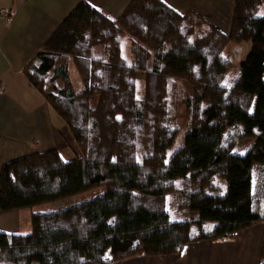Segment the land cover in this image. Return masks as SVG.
Segmentation results:
<instances>
[{
	"label": "trees",
	"instance_id": "obj_1",
	"mask_svg": "<svg viewBox=\"0 0 264 264\" xmlns=\"http://www.w3.org/2000/svg\"><path fill=\"white\" fill-rule=\"evenodd\" d=\"M263 6L234 0L225 33L163 0H131L118 17L79 1L22 70L78 153L52 147L2 164L0 213H33L30 229L0 231V264L180 254L263 222ZM243 41L252 47L225 84V47ZM180 105L184 142L168 156ZM185 209L199 217L171 220ZM261 246L257 264L264 236Z\"/></svg>",
	"mask_w": 264,
	"mask_h": 264
},
{
	"label": "crops",
	"instance_id": "obj_2",
	"mask_svg": "<svg viewBox=\"0 0 264 264\" xmlns=\"http://www.w3.org/2000/svg\"><path fill=\"white\" fill-rule=\"evenodd\" d=\"M81 0H0V168L10 159L57 147L69 159L77 154L67 124L28 81L25 64ZM118 17L131 0H85ZM179 12L232 17L234 0H163ZM71 155V156H69ZM33 209L0 213V231L30 229ZM264 221L231 239L188 244L180 254L135 255L114 264H257Z\"/></svg>",
	"mask_w": 264,
	"mask_h": 264
},
{
	"label": "rangeland",
	"instance_id": "obj_3",
	"mask_svg": "<svg viewBox=\"0 0 264 264\" xmlns=\"http://www.w3.org/2000/svg\"><path fill=\"white\" fill-rule=\"evenodd\" d=\"M190 10L194 11L192 9H188L186 11H190ZM196 13L201 15V13H199V12H196ZM259 14L264 15V6L260 9ZM205 18L207 20L211 21L212 23H214L216 26H218L223 32L228 33L231 17H205ZM126 45H127L126 49L129 48V42H127ZM251 47H252L251 42H247V41H243L240 43H231L230 42L229 44H227V46L225 47V54L233 60V66H232L230 72L228 73V75L225 79V84H231L232 81L234 80L235 76H237V74L239 73L240 67H241V62L244 60V58L248 54ZM74 77H77V74L75 72H74ZM178 82L180 83V85H181L180 88H182V90H184V91L189 90V86L185 80L180 79ZM178 116H179L178 121H179V125H180V131H179L178 137L176 139V142L174 143V145L172 146V148H170V150L168 152V156H171L175 152V150H177L184 142V134H185L186 126H185V118H184L185 117V109H184L183 105H180V110L178 112ZM72 144H73L74 148L76 149V152L78 153V149H77L75 142ZM69 156H71V155H69ZM71 157H73V156H71ZM198 217H199L198 212L192 211L189 209H185V210H182V211L177 212V213H175V212L171 213V220L172 221L192 220V219H197Z\"/></svg>",
	"mask_w": 264,
	"mask_h": 264
}]
</instances>
